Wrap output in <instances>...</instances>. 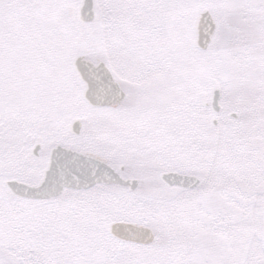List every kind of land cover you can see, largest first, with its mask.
Wrapping results in <instances>:
<instances>
[{"label":"snow or ice","instance_id":"1","mask_svg":"<svg viewBox=\"0 0 264 264\" xmlns=\"http://www.w3.org/2000/svg\"><path fill=\"white\" fill-rule=\"evenodd\" d=\"M0 264H264V0H0Z\"/></svg>","mask_w":264,"mask_h":264}]
</instances>
